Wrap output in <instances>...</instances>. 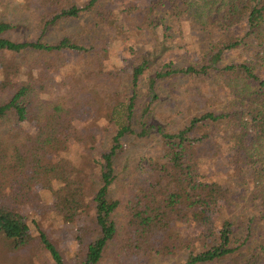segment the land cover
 <instances>
[{"label":"trees","instance_id":"obj_1","mask_svg":"<svg viewBox=\"0 0 264 264\" xmlns=\"http://www.w3.org/2000/svg\"><path fill=\"white\" fill-rule=\"evenodd\" d=\"M127 3L116 11L109 0H0L3 247L53 264L140 253L181 264H264V0H146L149 33L162 41L152 57L130 45L138 9ZM176 26L187 28L182 65L164 46ZM27 32L34 38H14ZM178 45L182 53L187 43ZM173 80L188 82L173 101L179 108L186 99L192 116L170 130L151 109L162 87L174 91ZM137 114L135 136L154 135L157 152L144 178L121 179L116 160ZM121 118L101 151L94 127ZM69 141L72 156L59 159ZM217 160L224 174L214 172ZM52 219L70 232L73 258L44 228Z\"/></svg>","mask_w":264,"mask_h":264},{"label":"rangeland","instance_id":"obj_2","mask_svg":"<svg viewBox=\"0 0 264 264\" xmlns=\"http://www.w3.org/2000/svg\"><path fill=\"white\" fill-rule=\"evenodd\" d=\"M110 3L113 2V6H109V9L118 11L117 7L127 2V0L123 1H116V0H109ZM146 0H128L127 5L134 6L137 8V11H134V13L131 14V25L132 29L134 30V35H132V41L130 45L134 48V53L136 56L140 55V52H142L143 56L151 55L154 56L156 53L154 52V49L158 47L159 42H162L160 37L155 34L150 35L149 29L147 27V24L145 22V11L143 10V6L145 4ZM147 4V3H146ZM105 10H108L105 8ZM23 19L24 17H16L13 21H17ZM17 23H21L20 21ZM25 24V23H24ZM78 26V25H77ZM77 26L71 25L69 29H74ZM123 26V24H122ZM171 34L177 35L176 37L172 38V40L168 43H164V46L170 48L171 50V57H174L178 61L180 65L186 62L187 59V49L189 48L188 42L184 40L187 35L185 34L187 32L186 27H182L181 30L177 28H173L172 31H170ZM195 33H190V35H194ZM108 35H111L109 33ZM31 38L33 39V34L27 32L26 34H16L14 38L22 39V38ZM126 39H129L128 33L126 31L125 33ZM55 38L54 36H51L47 38V41H52V39ZM187 43V45H183ZM121 45V43L119 42ZM178 44L183 45L184 47L180 49L181 52H176L177 48L179 47ZM128 53V52H127ZM130 53V52H129ZM120 85V91L122 95V99H127L130 96V90H129V83H127V80L125 78V75H123ZM214 82V81H213ZM211 80L208 81V84L213 83ZM167 83H172L173 86H175L174 91L171 93L170 90H168L166 87H162L161 89V95H160V101L157 102L155 105L152 106L151 109V116L152 119H154L155 122L159 123L161 126H163L165 129H178L180 126H182V121L186 122L188 120V117H191L192 115L187 114L185 112V109L182 105L186 104V99L182 97L183 102L181 103V107L174 108L175 102L173 101L174 98H178L181 93L184 92V89L187 86L186 81L182 80H173L168 81ZM169 85V84H167ZM168 87V86H167ZM219 100H215V102L218 104ZM143 103V101H142ZM141 103V104H142ZM139 104L136 109V113H141ZM140 114H137L134 119V124L132 125L135 130V134L133 136L128 137L126 140L122 141L123 146L121 150L119 151L121 154H119V157L116 160V169L117 174L121 179L131 178V179H142L145 177V169L147 165V161L149 160L150 156H154L157 152L158 147V140L154 135H148L145 138H139L135 136L139 130L137 124L139 122ZM122 118L117 119L116 123L114 125L109 124L107 121L101 119L99 121V125L95 126V133L98 136V139L100 141L99 149L101 151H105L109 147V142L111 139V136L114 135V131L118 126L122 124ZM145 120V118H144ZM181 120V121H180ZM74 146L73 143L69 141L67 144V148L64 150V152L59 156V159H66L70 156H72L71 152L73 150ZM212 150V148L210 149ZM138 165V174L133 173V165ZM213 170L215 173H225L227 170L225 168L224 162L222 160H217V162L214 164ZM140 176V177H138ZM39 190L38 185H34L33 192H37ZM44 228L46 231L49 229L51 231L53 237L60 240L61 245L67 248V258L71 259L75 255V250L69 244L70 240V232L62 228H57V221L56 219L49 220L45 223H43ZM50 228H55L54 230H50ZM3 240L0 236V264H53V262L49 259L47 255H38L34 253L33 251L26 252L24 254H21V256L17 254L9 253L4 247H3ZM21 259V260H20ZM181 259L179 258H158V257H150L143 253L137 254L133 257L123 258L120 260V262H114L111 256H108L107 260H103L101 264H181Z\"/></svg>","mask_w":264,"mask_h":264}]
</instances>
